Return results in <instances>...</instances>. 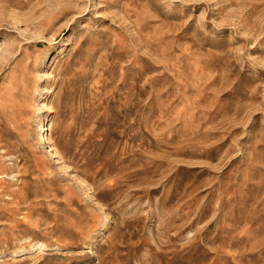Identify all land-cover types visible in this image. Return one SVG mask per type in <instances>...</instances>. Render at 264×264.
<instances>
[{"label": "rangeland", "instance_id": "obj_1", "mask_svg": "<svg viewBox=\"0 0 264 264\" xmlns=\"http://www.w3.org/2000/svg\"><path fill=\"white\" fill-rule=\"evenodd\" d=\"M0 264H264V0H0Z\"/></svg>", "mask_w": 264, "mask_h": 264}, {"label": "bare ground", "instance_id": "obj_2", "mask_svg": "<svg viewBox=\"0 0 264 264\" xmlns=\"http://www.w3.org/2000/svg\"><path fill=\"white\" fill-rule=\"evenodd\" d=\"M49 139L47 134L42 135V141H47Z\"/></svg>", "mask_w": 264, "mask_h": 264}]
</instances>
